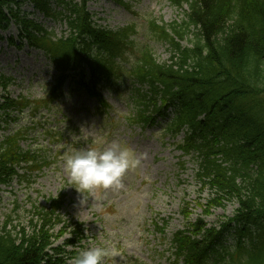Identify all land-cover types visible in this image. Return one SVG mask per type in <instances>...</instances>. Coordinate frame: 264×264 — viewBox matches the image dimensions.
<instances>
[{"label":"trees","instance_id":"trees-1","mask_svg":"<svg viewBox=\"0 0 264 264\" xmlns=\"http://www.w3.org/2000/svg\"><path fill=\"white\" fill-rule=\"evenodd\" d=\"M26 1L60 18L67 31L57 36L34 20L15 15L22 25L21 36L50 55L59 75L46 96L30 100L10 97L12 80L0 73V119L5 130L0 136V184L4 186L16 178L29 183L34 171L51 164L50 148L23 147L29 126L9 125L25 109L34 117L51 108L67 71L106 107L95 87L125 69L116 60H126L127 50L135 44L134 25L114 31L101 27L87 8L89 0H58L62 12L51 11L49 0H0V21L6 19L3 10L10 4ZM169 1L179 8L187 6L182 22L158 25L152 20L150 30L172 46V55L160 63L149 46L139 49L127 75L133 83L146 85L147 91L132 86L137 109L129 120L153 125L166 117L169 134L184 133L178 147L183 154L196 156V176L201 188L210 190L203 213L227 202L237 204L234 215L219 228L198 217L176 231L170 264H264V0ZM188 36L192 38L183 46L180 40ZM86 69L89 81L84 80ZM169 108L171 117H167ZM44 135L56 141L53 130ZM64 198L59 192L44 204L32 205L29 230L8 227L7 222L0 227V264H69L68 258L78 254L74 246L81 247L84 228L78 220L63 219ZM66 231L69 237L56 244L54 239ZM227 234L232 245L225 244Z\"/></svg>","mask_w":264,"mask_h":264},{"label":"rangeland","instance_id":"rangeland-1","mask_svg":"<svg viewBox=\"0 0 264 264\" xmlns=\"http://www.w3.org/2000/svg\"><path fill=\"white\" fill-rule=\"evenodd\" d=\"M125 3L90 0L88 4L94 20L108 29L135 24L137 34L133 38L136 45L127 52V62L123 64L127 66L134 62L138 48L145 44L159 62L168 60L172 54L171 46L155 38L149 31V21L156 19L158 24L182 22L186 6L178 8L168 0H125ZM50 4L52 10L61 11L62 5L57 0H51ZM3 14L6 19L0 21V72L14 77L10 95L44 96L54 83L57 72L42 52L24 42L22 46H16L20 28L14 14L20 17L27 15L58 36L66 31V25L59 19L43 16L29 2L10 4L9 10ZM181 43L185 46L189 40L184 38ZM129 88L128 81L125 86H105L103 95L110 105L105 111H99L96 110L98 104L95 99L68 80L62 87L63 93L48 112L42 110L35 120L25 114L12 125L26 127L41 121L42 126L30 130L29 137L23 142L24 147L46 143L44 136L38 134L40 127L44 126L65 127L67 131L70 127L74 136L64 132L65 140L61 144L66 146L60 149V156H63L33 176V181L27 183L16 178L9 185H0V227L7 222L8 227L20 225L29 230L31 206L44 204L47 196H55L63 190L66 196L63 219L69 220V213L74 220L85 223L86 238L82 241L84 247L78 249L79 253L99 247L108 252L104 264H168L171 236L187 221L201 217L203 222L219 228L234 215L237 206L234 202L202 212L210 191L201 189L195 173L196 156L183 155L177 145L182 141L183 133L176 137L167 134L164 121L145 127L127 124L125 117L133 109ZM3 132L0 127V136ZM113 146L131 149L140 161L126 172L120 187L83 191L82 194L69 184L72 178L65 166L68 153L88 149L103 151ZM180 161H183V166ZM187 210L191 214L189 219L185 217ZM155 225L163 229H157ZM65 237H59L56 242L60 243ZM225 243L233 244L231 235L227 234Z\"/></svg>","mask_w":264,"mask_h":264},{"label":"clouds","instance_id":"clouds-1","mask_svg":"<svg viewBox=\"0 0 264 264\" xmlns=\"http://www.w3.org/2000/svg\"><path fill=\"white\" fill-rule=\"evenodd\" d=\"M140 163L127 147H109L103 151L78 150L68 154L65 166L79 193L97 189L118 188L126 172ZM108 252L103 248L81 251L73 264H104Z\"/></svg>","mask_w":264,"mask_h":264}]
</instances>
